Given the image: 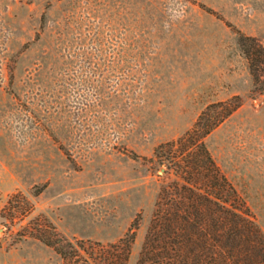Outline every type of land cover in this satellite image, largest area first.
I'll use <instances>...</instances> for the list:
<instances>
[{"label": "rangeland", "instance_id": "374dc122", "mask_svg": "<svg viewBox=\"0 0 264 264\" xmlns=\"http://www.w3.org/2000/svg\"><path fill=\"white\" fill-rule=\"evenodd\" d=\"M215 1L0 0V211L22 192L31 218L104 244L139 218L138 264L164 180L144 158L239 97L205 141L264 232V18ZM3 231L0 264H63Z\"/></svg>", "mask_w": 264, "mask_h": 264}, {"label": "trees", "instance_id": "16d2710c", "mask_svg": "<svg viewBox=\"0 0 264 264\" xmlns=\"http://www.w3.org/2000/svg\"><path fill=\"white\" fill-rule=\"evenodd\" d=\"M241 106L234 97L208 107L184 135L158 145L152 158H144L164 180L138 264H264V232L205 141ZM34 212V202L22 192L1 209L0 229L10 246L34 239L51 248L63 264H129L141 219L124 237L104 244L71 240L45 216L31 218Z\"/></svg>", "mask_w": 264, "mask_h": 264}, {"label": "crops", "instance_id": "0c3cea01", "mask_svg": "<svg viewBox=\"0 0 264 264\" xmlns=\"http://www.w3.org/2000/svg\"><path fill=\"white\" fill-rule=\"evenodd\" d=\"M226 12L224 14L228 17L237 16L239 13L236 11H242L244 13L248 8L250 9V15L256 18H264V0H224ZM220 2V0H219ZM204 3L208 4L212 8L222 9L224 5L216 3L214 0H204Z\"/></svg>", "mask_w": 264, "mask_h": 264}]
</instances>
